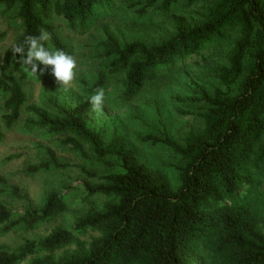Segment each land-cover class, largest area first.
<instances>
[{
    "label": "trees",
    "instance_id": "obj_1",
    "mask_svg": "<svg viewBox=\"0 0 264 264\" xmlns=\"http://www.w3.org/2000/svg\"><path fill=\"white\" fill-rule=\"evenodd\" d=\"M180 0H148L167 11ZM187 6L204 3L199 21L178 22L157 43H119L106 35L98 45L99 58L108 64L95 87L106 78L123 74L120 99L132 101L160 71H173L182 61L203 56L211 47L223 48L230 33L236 37L223 63L204 64L203 71L219 86L211 92L175 98L196 108L200 131H188L182 144L165 139L145 140L167 145L177 156L173 166L177 187L168 177L139 162L116 131L105 140L92 130L77 110L46 99L43 110L27 108L30 127L62 136L61 146L82 152L86 146L98 158L110 156L119 171L97 175L82 169L92 184L87 195L102 196L75 220L71 229L55 227L38 240L16 247L0 245V264H264V0H185ZM107 0H0V7L16 11L20 34L51 33L45 47L69 53L50 21L60 17L71 27L85 26ZM12 46V47H13ZM7 49L0 61V93L5 95L2 123L6 129L19 119L26 94L10 73L22 67ZM70 54V53H69ZM43 67V66H41ZM51 75V69L46 70ZM3 138L0 125V142ZM111 167V163H107ZM53 154L26 173L63 169ZM0 177V185H5ZM11 194L19 197L13 188ZM67 209L55 192L43 207L14 213L0 202V232H25L55 220ZM88 235L87 239H83Z\"/></svg>",
    "mask_w": 264,
    "mask_h": 264
},
{
    "label": "rangeland",
    "instance_id": "obj_2",
    "mask_svg": "<svg viewBox=\"0 0 264 264\" xmlns=\"http://www.w3.org/2000/svg\"><path fill=\"white\" fill-rule=\"evenodd\" d=\"M185 2L180 0L165 12L158 9V4L149 6L148 0H107L105 6L97 9L93 19L85 26L75 23L70 27L62 18L53 16L51 25L78 65L77 79L67 89L60 86L47 71L37 79L22 67L10 70L21 84L27 101L18 121L6 129L1 119L5 95L0 93V125L3 132L0 142V177L6 183L0 185V202L17 214L27 210L39 211L46 195L55 192L64 199L67 209L55 220L34 231L25 232L16 228L8 233L0 232V245L13 248L25 240H38L48 235L55 227L71 229L81 214L92 207L100 208L105 202L102 196L87 195L85 184H92L95 180L84 176L82 169L97 175L120 170L119 163L113 157L98 158L86 146H83L82 152L72 150L61 146L62 136L49 135L44 130L30 127L27 121L34 119V116L27 108L43 110L46 99L77 110L92 130L100 132L106 141L113 131L123 135L127 148L135 153L139 162L164 173L172 187H177V173L173 168L178 162L177 156L167 145L145 138H168L181 145L186 132L202 129L196 108L174 99L192 97L203 91L209 93L216 87L226 91L215 79L205 75L203 67L204 64L224 62L235 40V32L230 33L223 48L211 47L203 56L193 57L185 63L180 61L173 71H160L130 102L120 99L123 74L106 78L102 86L106 92L102 113L92 112L87 99L101 88L95 87V84L108 60L99 58L98 45L106 35L121 44L131 41L155 44L172 33L176 23L192 25L199 21L204 3L187 6ZM20 32L16 11H6L0 7V61ZM48 153L53 154L60 165L65 164L67 167L36 174L26 173L28 166L44 162ZM107 163L112 166H107ZM13 188L18 191L19 197L11 194ZM87 238L88 235L83 239Z\"/></svg>",
    "mask_w": 264,
    "mask_h": 264
},
{
    "label": "clouds",
    "instance_id": "obj_3",
    "mask_svg": "<svg viewBox=\"0 0 264 264\" xmlns=\"http://www.w3.org/2000/svg\"><path fill=\"white\" fill-rule=\"evenodd\" d=\"M50 40L51 33L42 28L38 35L25 36L23 43L14 45L11 51L17 62L33 77L38 79V76L44 75L50 68L55 81L67 89L77 79L76 58L62 49L52 50L45 47V42ZM87 101L91 105L92 112L102 113L106 102L105 89L101 87L95 90Z\"/></svg>",
    "mask_w": 264,
    "mask_h": 264
}]
</instances>
